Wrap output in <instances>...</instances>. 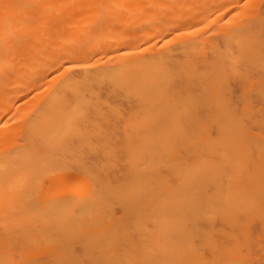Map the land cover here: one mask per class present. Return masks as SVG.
Here are the masks:
<instances>
[{"label":"bare ground","instance_id":"1","mask_svg":"<svg viewBox=\"0 0 264 264\" xmlns=\"http://www.w3.org/2000/svg\"><path fill=\"white\" fill-rule=\"evenodd\" d=\"M263 14L0 0V264H264Z\"/></svg>","mask_w":264,"mask_h":264},{"label":"rangeland","instance_id":"2","mask_svg":"<svg viewBox=\"0 0 264 264\" xmlns=\"http://www.w3.org/2000/svg\"><path fill=\"white\" fill-rule=\"evenodd\" d=\"M248 1H250V0H244V3H246V2H248ZM253 5H254V7L260 12V13H264V0H253ZM222 12V11H221ZM221 12H220V10L219 11H216V12H214V16L216 17L217 15H219V14H221ZM230 13L229 14H227L226 16L224 15L223 17H221L220 19H221V21H223V22H225V21H227L228 20V18L230 17ZM264 15V14H263ZM247 17H249V14H248V12H246V13H244L242 16H240V17H238L236 20H246L247 19ZM210 29V30H209ZM207 30L208 31H206V33H205V35H206V37H214L215 35H213V34H211V32L212 33H214V30H213V28H212V30H211V26H210V28L208 27L207 28ZM209 35V36H208ZM213 35V36H212ZM212 40V39H211ZM208 43V42H207Z\"/></svg>","mask_w":264,"mask_h":264}]
</instances>
